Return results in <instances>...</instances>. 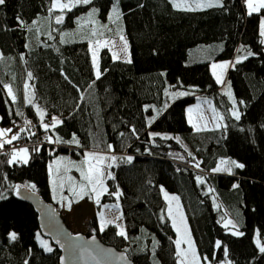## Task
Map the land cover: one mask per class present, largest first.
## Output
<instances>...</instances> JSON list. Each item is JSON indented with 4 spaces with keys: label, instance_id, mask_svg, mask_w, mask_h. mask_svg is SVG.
I'll list each match as a JSON object with an SVG mask.
<instances>
[{
    "label": "trees",
    "instance_id": "trees-1",
    "mask_svg": "<svg viewBox=\"0 0 264 264\" xmlns=\"http://www.w3.org/2000/svg\"><path fill=\"white\" fill-rule=\"evenodd\" d=\"M114 1L79 4L66 10L62 24L56 22L59 11L52 9L53 0H5L0 5V129L30 120L38 135L25 130L16 140L30 143L47 135L69 141L74 134L80 142L19 146L30 150L27 164L9 163L12 151L0 152V264H60L61 251L41 234L37 211L15 186L61 211L52 197L49 164L61 153L83 159L91 151L117 160L103 164L107 191L87 222L85 236L124 251L134 264H179L177 233L161 191L165 186L180 196L203 259L264 264L256 240L258 236L264 244V9L249 16L245 0H223V7L199 10L176 9L170 0H118L123 20L118 30L64 42L59 33L39 35L34 23L51 15L53 27L61 30L93 8L107 16ZM121 35L128 38L130 62L115 59L105 47L97 78L90 42ZM248 51L253 55L228 70L230 98L210 65ZM5 84L12 86L15 100ZM200 99L219 110L220 127L196 130L188 122L187 107ZM37 107L46 113L43 123L51 124L52 117L62 123L45 130ZM233 109H238L239 120L231 115ZM222 160L244 167L234 166L231 173L212 171ZM195 163L203 172L193 169ZM31 184L35 191L24 187ZM117 191L118 198L112 195ZM105 204L120 206L126 236L118 235L115 224L100 230L98 213ZM228 217L243 235L224 227ZM11 232L17 233L15 241ZM40 240L53 251H46Z\"/></svg>",
    "mask_w": 264,
    "mask_h": 264
},
{
    "label": "rangeland",
    "instance_id": "rangeland-1",
    "mask_svg": "<svg viewBox=\"0 0 264 264\" xmlns=\"http://www.w3.org/2000/svg\"><path fill=\"white\" fill-rule=\"evenodd\" d=\"M170 1L173 4V0H170ZM206 2H208V0H176V3L181 4L182 7L177 8L174 6V4H173V6L176 9L188 10V8H191L194 10H199V9L208 8V7H198V4L206 3ZM211 2L215 3V0H211ZM184 5H187L188 8L184 7ZM245 5H246V9H247L246 0H245ZM114 6H118V9L120 12L119 20H115V17L112 13V8ZM73 8L74 7H72L71 9H73ZM93 9H96L97 11L95 14H93L90 17L89 13H91ZM93 9H91L90 11H88L87 14H85L83 17H81L78 20L77 24H75L74 26L62 28V25H61V27H59V28H61V30L53 27V19H52L51 15L39 17V18L35 19L34 22L36 24V27H38L39 35L46 36V37L50 38L48 34L51 33V38H52L56 34L59 33L60 35H62V38L64 41H78V40L86 39L89 37L91 38L93 36L98 38L99 34H101V33L104 34L107 32H113L114 30H118L119 26L122 25V23H123L122 12H121V9L119 6V2L117 4V0L114 1L111 9L109 10V12L107 13V16H105V17H101L99 15V10L97 8H93ZM66 10H68V9H65L63 12L58 10L59 13H57L56 16H62V18H64L66 16V13H65ZM247 11H248V9H247ZM110 16H113L112 20L109 19ZM262 20H264V15L261 18V22H262ZM62 22H63V20H62ZM62 22L58 23V24H62ZM103 26H106V27H103ZM260 27H261V25H260ZM65 33H67L68 35H63ZM121 36L124 37V40H121V38H120ZM121 36L114 37V38L99 39V40L93 41L91 43L92 56H93V50H95V54H96V62L95 63L93 62L94 67H95V73L97 71V68L99 69L100 52L105 47L111 51L112 55H113V53L116 54L115 57L113 56L116 59L126 60V61H129L131 59V52H130L128 38L125 35H121ZM101 37H104V36H101ZM262 38L264 41V36H262ZM97 41H99V43H97ZM125 41L127 42L126 45H125ZM105 42H107V43L105 44ZM219 45L221 46V43H219ZM0 53H1V50H0ZM236 60H237V58L213 61L210 65L211 72L213 73V70H212V64L213 63L218 64L221 62L231 61L234 64ZM231 66L232 65L230 64L227 67V69L223 72L222 79H223L224 83H219L223 87V90L225 93H228V91L231 92L230 87L226 84L227 73H228V70L230 69ZM216 71L220 72V69H217ZM190 108L192 109L191 113H189V111H188V109H190ZM213 109H215L216 113L220 114L219 110L215 107V105L211 101L205 100V99L198 100L196 103L189 105L187 107L186 114H187L188 122H189V116H191L192 122L191 123L189 122V123L196 130H198V129L199 130H206V129L218 128L217 124H219L221 126L223 121L214 119ZM236 111H238V109H236ZM6 135H7V133H6ZM6 135L3 137L4 140L6 138ZM176 137H179V139L181 138L180 135H176ZM8 147H10L8 144H6V146H4V148L6 149V152H8V151L13 152L14 150L26 148V147H21V148H15V149L9 150ZM27 149H28V159H29L30 150H29V148H27ZM91 152H97V151H91ZM97 153H100V152H97ZM100 154L105 155L104 153H100ZM60 158H64V159L60 160ZM83 160H85V155L83 156V159L82 158L79 159V158L74 157L71 159V162H70V158L68 157V155L61 153V154L57 155L56 157H54V159L49 164V165H51V169L49 168V182H50L52 197L55 201L61 202V206H62L61 211H60L61 215L63 214V211H65L66 209L70 211V213L67 214V216H68L67 220L69 222L68 225L70 226V229H71L73 234H84V233H86L87 222L93 216V213L95 212L96 206H97V203L94 200L95 199L94 193H90L88 196L85 195L83 199H79L78 197L73 195V193L70 192V190H69L72 183H76L77 185L79 183H84L83 177L81 176L80 171H78V168H80V167L86 168V165H82V163H81ZM223 161H225L226 163L221 164V162H220L219 167L222 170L219 172L231 173L234 165H232L231 163H228V162H230L228 160H223ZM196 164L197 163H195V165ZM65 165L69 169L66 173L64 170ZM58 166L60 167L59 176L57 175V167ZM102 167H103V165H102ZM229 168L231 169V171H228ZM68 176L74 177L75 181L74 182L68 181L67 180ZM60 177L64 178L63 179V183H64L63 189H61L59 187V184L61 182ZM54 179L57 181V186H56L55 191L53 189V180ZM104 184H105V181H104ZM161 191H162L163 198H164L165 192H167L170 197L171 196L179 197L178 202L166 200L164 198L165 202H166V215H167V217L170 219L172 225H173V217H175L176 223L181 229L180 232H177L176 228L174 227V229L177 233L175 241L178 239L182 240L181 249L186 250L188 248L187 238L190 236L191 240L193 241V245H194L195 251L197 253V257L199 259V264H214L208 259L207 260L203 259L201 257V255L198 253L196 242H195V239H194L192 232H191L187 213H186L185 208L183 206V203L180 199V196L177 193L169 191L165 186H162ZM72 199H75V200H72ZM69 200L72 201L70 209L68 207V201ZM79 202H81V203H79ZM77 203H79V204H77ZM177 205H179V207H177ZM170 207L172 209V216H169V214H168V210ZM96 213H97V210H96ZM102 213L104 214L105 220L115 221V223L118 225H121L123 230L126 232V226H125L122 214H120L117 210L106 209V210H102ZM181 214L183 215V221L182 222H181ZM117 217H120V218L116 219ZM227 219L232 220L231 217H228ZM99 220H101V219H99ZM233 222L236 225V227L233 228L230 225L228 227V230L231 231L232 233H235L237 231L241 232L239 226L235 223V221H233ZM119 230H121V229H119ZM256 240H258V236L256 237ZM176 248H177V246H176ZM177 251H178V249H177ZM180 259L181 258L179 257V264H180ZM227 262H229V260H224L218 264H227ZM185 264H192L191 255H189V258H188V260L185 261Z\"/></svg>",
    "mask_w": 264,
    "mask_h": 264
},
{
    "label": "snow or ice",
    "instance_id": "snow-or-ice-1",
    "mask_svg": "<svg viewBox=\"0 0 264 264\" xmlns=\"http://www.w3.org/2000/svg\"><path fill=\"white\" fill-rule=\"evenodd\" d=\"M5 3V0H0V5H3ZM91 0H67V2H64V0H53L52 3V9H58L59 11L63 12L65 9L71 10L72 7H75L79 4H90ZM117 4H118V0H117ZM173 4L175 7L180 8L182 7L181 4L176 3V0H173ZM246 4H247V9H248V15L251 16L253 13H257L259 12L261 9H264V0H246ZM214 6H219V7H223V0H215V3H212L211 0H208V2L206 3H200L198 4V7H214ZM184 7L188 8L187 5H184ZM50 9V11L52 10ZM188 10H194L191 8H188ZM96 9H93L91 13H89V16L91 17L93 14L96 13ZM112 13L115 17V20H119L120 18V12L118 9V6H114L112 8ZM62 16H56V22L57 23H61L62 22ZM110 20L113 19V16L109 17ZM20 23L23 24V21H20ZM35 23V22H34ZM106 27V26H103ZM49 37L51 38V33L48 34ZM63 35H68L67 33L63 34ZM261 35L264 36V20H262L261 22ZM121 40H124V37L121 36L120 37ZM61 42L63 41V38L61 40ZM97 43H99V41H97ZM107 42H105L106 44ZM127 44V42L125 41V45ZM253 55V53L251 51L247 52V55L243 56V57H237L236 63H239L242 59H247L248 56ZM113 56L115 57L116 54L113 53ZM3 59V54L0 53V60ZM93 62H96V54H95V50H93ZM130 62V60L128 61ZM232 65L233 67L235 66L231 61H227V62H221V63H213L212 64V70H213V75L215 76V79L217 81V83H224L223 79H222V75L223 72L227 69V67L229 65ZM220 69V72H217L216 70ZM101 75L99 69L97 68L96 71V77L99 78ZM29 78L32 77L31 73H28ZM4 87L8 90V95L12 97L13 100L16 99V96L12 90V86L10 84H5ZM25 87L27 88L28 85H25ZM228 96L231 98L232 93L230 91H228ZM175 95H186V93H177ZM29 104L32 103L31 99H28L27 101ZM233 103H235V101H233ZM189 113L192 112V109H188ZM37 112L39 114L40 117V121H41V125L45 130H48L49 128H55L57 124L62 123V121H60L57 117H52V121L51 124H46L43 123V118L46 115V113L41 110L39 107H37ZM213 113H214V119L217 120H223V116L220 115L219 113H216L215 109H213ZM19 115H23L22 113H18ZM231 115L233 117H235V119L239 120L240 119V114L238 111H236L235 109L232 110ZM189 122L191 123V116H189ZM26 124L30 125L31 121H26ZM220 125L217 124V127H219ZM26 129H21V131H25ZM199 130V129H198ZM11 129H0V148H3L4 144H11L13 140H16L19 138V134H15L13 135L10 139L4 140L3 137L6 135V133L11 132ZM134 131V129H133ZM153 135H157V134H153ZM49 142L51 143H68V144H76L79 145V140L76 138V136L73 134V137L71 140L69 141H62L59 137H57V139L54 141L52 139V137H47L46 138ZM175 139L179 140V137H176ZM109 150L112 149L111 145H108ZM189 155H191V153H189ZM182 158V157H181ZM64 158H60V160H63ZM124 159V158H121ZM129 162L133 159L132 157H127L126 158ZM106 160H111L113 163L117 160L116 156H105L103 154L97 153V152H86L85 153V160H83L81 163L82 165H86L85 167H80L78 168V171H80L81 176L83 177L84 183H79L78 185L76 183H72L71 187H70V192L73 193V195H75L76 197H78L79 199H83L85 195H89L90 193H94L95 194V202L97 204L100 203V196L107 191V188L105 187L104 184V176H105V171L104 168L102 167V165L104 164V162ZM24 163L27 164L28 163V149L27 148H22L19 150H14L11 154V159L9 160V163ZM226 163L225 161H221V164ZM228 163H231L232 165H234L237 168H243L244 165L243 164H239L236 163L235 161H230ZM108 167H111V165H108ZM196 167H199V163H197ZM49 168L51 169V165H49ZM64 170L65 173L69 170L67 168V166H64ZM222 169L220 167L214 168L212 169V171L215 172H219ZM228 171H231V169L229 168ZM60 173V167H57V175L59 176ZM109 178H113L112 174L109 172L107 173ZM63 177H60V184L59 187L61 189H63L64 187V183H63ZM67 180L70 182H74L75 178L68 176ZM197 180L200 183H204L203 178L201 177H197ZM57 186V181L54 179L53 180V189L55 191ZM17 189V194H19V185L15 186ZM24 187L26 188H31L33 191H35L36 186L34 184L31 185H24ZM211 191V189H210ZM120 192L117 191L115 193H112V195H115L117 198L120 196ZM164 198L166 200H170V201H177L179 200V197L177 196H169L167 192L164 193ZM71 204L72 201L69 200L68 201V207L69 209L71 208ZM105 207H109L107 205H105ZM112 207H118V205H113ZM177 207H179V205H177ZM168 214L169 216H172V209L171 207L168 210ZM101 217L100 220V230L103 231L104 227L106 224H113L115 223V221L113 220H105L104 219V214L101 212L98 214ZM120 217H117L116 219H119ZM224 219V218H222ZM183 221V215L181 214V222ZM232 226L233 228L236 227V225L234 224V222L231 219H226L225 223H224V227L228 228L229 226ZM118 228H120L121 230L119 231L118 235L120 236H126V232L123 230L121 225H116ZM173 227L176 228L177 232H180L181 229L180 227L177 225L176 223V219L175 217H173ZM235 235H243V233L237 231L234 233ZM9 238L11 241H15L17 239V233L15 232H11L9 233ZM37 239H40L39 234H37ZM93 240H95V237L93 236L92 238ZM41 245L45 248L46 251L51 252L53 251V249L48 245L47 241L44 240H40ZM175 244L177 246V257H180V264H185V261L188 260L189 255H191V261L192 264H199V259L197 257V253L195 251L194 245H193V241L191 240L190 236L187 238V245L188 248L186 250H182L181 249V244H182V240L178 239L175 241ZM217 247L220 246V242L217 241L216 242ZM257 244L260 245L259 247V251L261 253H264V244H261L260 240H257ZM123 259V257H122ZM205 260H207V257H204ZM25 264H27V261H25ZM227 264H231V262H227Z\"/></svg>",
    "mask_w": 264,
    "mask_h": 264
},
{
    "label": "water",
    "instance_id": "water-1",
    "mask_svg": "<svg viewBox=\"0 0 264 264\" xmlns=\"http://www.w3.org/2000/svg\"><path fill=\"white\" fill-rule=\"evenodd\" d=\"M19 195L37 211L41 234L61 251L60 264H134L124 251L103 243L97 236L93 240V236L73 234L54 203L25 188L19 189Z\"/></svg>",
    "mask_w": 264,
    "mask_h": 264
},
{
    "label": "built area",
    "instance_id": "built-area-1",
    "mask_svg": "<svg viewBox=\"0 0 264 264\" xmlns=\"http://www.w3.org/2000/svg\"><path fill=\"white\" fill-rule=\"evenodd\" d=\"M26 121H29V120H26ZM26 121L23 122L22 124H14V125L10 126L8 129H11L12 131L7 133L5 140L10 139L13 135H15L17 133L19 134V136H21V134L24 132V131H21V129L29 130L31 133L38 135L37 126L32 122L30 125H28V124H26ZM47 137H48L47 135H44L42 138L39 136L36 140H34L33 142H30V143H26L24 140H16V141L13 140L11 144H8L11 147V148L8 147V149L10 150V149L18 148L19 146H28V145L29 146H40V145H43L46 142H48V140L46 139ZM6 144H4V146H6ZM4 146H3V148H0V152L6 151ZM196 165L195 164L193 165V169L198 171V172H203L202 168L199 166L198 167L199 169H198L196 167Z\"/></svg>",
    "mask_w": 264,
    "mask_h": 264
},
{
    "label": "crops",
    "instance_id": "crops-1",
    "mask_svg": "<svg viewBox=\"0 0 264 264\" xmlns=\"http://www.w3.org/2000/svg\"><path fill=\"white\" fill-rule=\"evenodd\" d=\"M91 43H92V41L90 42V51H91V55H92V50H91ZM93 57V56H92ZM116 59V58H115ZM92 61H93V58H92ZM93 65H94V63H93ZM60 120V119H59ZM70 158V157H69ZM71 159L72 158H70V162H71ZM105 187L107 188V185L105 184ZM105 193V192H104ZM103 193V194H104ZM88 196V195H87ZM101 197V196H100ZM77 199V198H76ZM72 200H75V199H72ZM95 200V199H94ZM56 202H59L60 204H61V202L60 201H56ZM79 203H81V202H79ZM79 203H77V204H79ZM105 205H107V206H109V207H105ZM105 205H102V209H101V212H102V210H106V209H111V210H117L120 214H121V211H120V206L118 205V204H105ZM113 205H118V207H112ZM76 206V205H75ZM74 206V207H75ZM100 212V213H101ZM70 213V211L69 210H65V211H63V214H62V216H63V218H64V220H65V222H66V224L68 225V220H67V214H69ZM96 213V210H95V212L93 213V215ZM99 219H101V217L99 216ZM113 224H115V225H117L116 223H113ZM106 225H108V224H106ZM105 225V226H106ZM68 227L70 228V226L68 225ZM118 228V227H117ZM120 229V228H119ZM118 229V230H119ZM120 231V230H119Z\"/></svg>",
    "mask_w": 264,
    "mask_h": 264
}]
</instances>
